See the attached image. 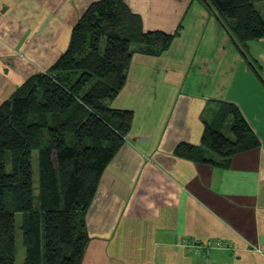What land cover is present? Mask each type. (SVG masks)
Instances as JSON below:
<instances>
[{
	"label": "crops",
	"instance_id": "obj_1",
	"mask_svg": "<svg viewBox=\"0 0 264 264\" xmlns=\"http://www.w3.org/2000/svg\"><path fill=\"white\" fill-rule=\"evenodd\" d=\"M100 1L0 0V107L59 61ZM122 1L144 33L179 36L160 56L136 52L111 103L135 118L88 211L82 264H264V39L241 51L197 0ZM227 105L240 110L260 147L228 168L179 157V147L202 145L205 123ZM186 239L231 247L198 256Z\"/></svg>",
	"mask_w": 264,
	"mask_h": 264
},
{
	"label": "trees",
	"instance_id": "obj_2",
	"mask_svg": "<svg viewBox=\"0 0 264 264\" xmlns=\"http://www.w3.org/2000/svg\"><path fill=\"white\" fill-rule=\"evenodd\" d=\"M197 1L218 15L241 51L264 39V14L256 8L264 0ZM178 36L144 33L122 0L94 3L59 61L0 107V264L17 263V215L25 264H82L88 211L135 118L111 103L127 84L134 54L160 56ZM260 145L240 110L227 105L205 123L201 146L176 153L228 168L236 155Z\"/></svg>",
	"mask_w": 264,
	"mask_h": 264
},
{
	"label": "built area",
	"instance_id": "obj_3",
	"mask_svg": "<svg viewBox=\"0 0 264 264\" xmlns=\"http://www.w3.org/2000/svg\"><path fill=\"white\" fill-rule=\"evenodd\" d=\"M182 245L186 247L190 253L198 256H209L215 250L229 249L231 247L230 243H226L222 240H214L205 243H196L186 239L182 243Z\"/></svg>",
	"mask_w": 264,
	"mask_h": 264
},
{
	"label": "rangeland",
	"instance_id": "obj_4",
	"mask_svg": "<svg viewBox=\"0 0 264 264\" xmlns=\"http://www.w3.org/2000/svg\"><path fill=\"white\" fill-rule=\"evenodd\" d=\"M256 8L257 10L261 13L264 14V1L263 2H258L256 3ZM36 195H38V191H36ZM17 221V263L16 264H25V259H26V247L24 245L23 241V232L21 230V224H22V217L20 215H17L16 217Z\"/></svg>",
	"mask_w": 264,
	"mask_h": 264
}]
</instances>
